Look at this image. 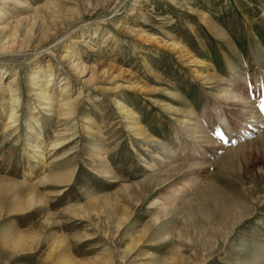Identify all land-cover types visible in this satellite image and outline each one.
<instances>
[{"label":"rangeland","instance_id":"1","mask_svg":"<svg viewBox=\"0 0 264 264\" xmlns=\"http://www.w3.org/2000/svg\"><path fill=\"white\" fill-rule=\"evenodd\" d=\"M27 1L38 7L36 15L42 16L39 7L45 0ZM56 1L60 7L62 4L63 8H68L69 5V9L79 11V16L69 23L67 29L79 25L82 30L77 35L87 32L84 35L86 40H89V32L99 35L93 38L98 40L96 45L92 44L94 49L88 47V42L86 45L77 44L80 46L77 49L80 62L87 66L110 64L116 68L114 74L119 69L127 71L124 76L101 86L134 85L142 81L156 91L144 93L122 89L112 93L90 88V98L94 102L85 101L79 106L74 115L75 130L68 134L72 140L59 149L52 146V141L64 125L56 126L41 111L38 121H32L34 129L41 133L36 143L45 142L41 143L45 152L41 162L34 157L38 153L26 140V124L21 122L19 134L14 133L9 140L4 138L5 117L0 119V177L31 184L46 173L52 176L67 167L68 170L75 167L70 182L59 183L49 179L37 184V191L43 199L34 200L26 209L21 207V202L9 197L17 187L0 189V264H52L57 258V264H264V176L259 169L264 163V148L260 151L259 147L250 161L240 159L241 154L238 153L236 160L232 159V166L216 164L209 168L216 172L218 183L223 188L221 194H230L232 199L242 200L248 205L249 215L240 223L235 219L232 221L227 208L220 207L219 200L215 199L220 193L212 194L201 205L196 200L179 204L178 210L187 207L190 220L172 212L158 222L153 220L159 211L150 206L151 201L174 184L182 183L188 177L186 173L153 191L138 193L136 198L121 191L123 184L134 186L148 175L147 161L159 163L158 154L168 156L162 144L171 146L173 150L179 146L176 135H181L182 128L185 129L180 119L190 107L196 110L195 118L207 122V131L210 130L213 140H224L221 129L212 128L210 124L215 121V108L220 102L216 96L223 86L232 84L237 90L247 92L258 103L255 102L256 109L263 117L264 11L260 0H123L114 13L108 9L110 0L90 9L88 6L94 0ZM134 3L139 5L143 16L129 14ZM12 12L19 16L23 11L12 8ZM58 12L45 14L35 23H47V16L58 19ZM201 16L207 17L222 33L214 34ZM119 19L127 22L126 29L129 30L115 26ZM133 30L143 35L132 34ZM72 39L69 35L61 45L67 47L65 45H69ZM24 40L18 39L17 44ZM172 42H180L197 59L212 62L216 72L222 76V84H207L194 77L190 66L183 64L173 51L163 46V43ZM61 45L54 49L55 53H64ZM20 61L4 60L7 67L12 66L13 69L7 79L20 68L28 73L33 70L28 60ZM232 67L236 69V76L230 73ZM204 71L207 73L206 69ZM257 82H260V89L255 86ZM217 84L221 85L219 89ZM115 98L138 116L141 128L154 136L152 141L146 142L127 130V119L113 100ZM166 105H174L177 109H169ZM25 110L22 119L27 117ZM87 114H92L95 121L94 126L87 123L88 126L99 132L102 138L89 137L83 131L81 122ZM192 131L190 136L195 134V129ZM161 140L163 143H159ZM181 141L193 146L189 136L181 135ZM91 145L103 148L101 152L108 160L107 166L91 152ZM66 151L69 153L66 158L50 163ZM68 158H72L70 165ZM98 165L112 172V177L93 172L92 167ZM110 193L115 195L104 200L107 205L99 202L93 212L74 209L87 207L94 196ZM222 197L229 200V197ZM189 221L199 224L212 241L202 239V243H196V249L193 243L181 238L178 230ZM12 225L22 232L30 231L32 249L13 252L12 239L6 240L5 235ZM147 225L150 228L146 231ZM193 229L192 225L188 227L192 238L196 239ZM178 244L181 245L179 255L172 254L175 247L180 246Z\"/></svg>","mask_w":264,"mask_h":264},{"label":"bare ground","instance_id":"2","mask_svg":"<svg viewBox=\"0 0 264 264\" xmlns=\"http://www.w3.org/2000/svg\"><path fill=\"white\" fill-rule=\"evenodd\" d=\"M104 1L108 2L109 0H94L88 7L89 9L97 8ZM122 2L123 0H110L108 9L112 10L114 13V10L120 8L119 6ZM260 3L264 11V0H260ZM12 8H17L23 12H21L19 16H16L13 14ZM39 9L43 12L42 16L48 13L55 14L57 11H60L58 12L60 16L58 19L47 16V23L36 24L35 22H39L42 17L41 15H36L39 13H37L38 7L30 4L27 0L0 1V119L5 117L3 125L5 133L4 138L10 140L14 133L19 134L18 131H20L21 122L25 123L26 127L24 130L27 137L26 140L28 145L34 147V150L38 153L34 156L39 159L38 161H40V158H45V156H43L45 152L41 145L42 142H45L42 140L39 143H36L37 139H40L39 137L41 133L34 129L32 121H38L41 111H43L46 117L51 119L56 126L64 125L62 130L60 129L56 133V138L52 141V146L55 148L58 147L59 149L69 144L72 140V137L68 136V134H70L69 132L71 130H75L76 122L74 120V115L77 113L79 106L84 104L85 101H88L89 103L94 102L90 98V88L110 91L112 93L122 89H135L144 93L156 91V89L148 88L142 81H137L134 85L116 84L111 87L101 86L104 83L112 82L117 77L124 76L127 71L119 69L117 74H114L116 68L110 64L98 63L95 66H87L80 62V57L77 54L79 52L77 49L80 46H77V44L81 43L86 45L88 42V47L92 48L93 43L95 45L98 43V40L94 41L93 39L99 37L98 33L94 34L89 32L87 34L89 40H86L84 39V35L87 32L83 31V34L77 35V33L82 30L78 27L79 25H76L77 27L75 28L67 29L69 23L79 16V11L75 8V10L69 9V5L68 8H63L62 4L60 7L56 0H45ZM129 14H136L139 16L144 15H142V11H140V7L137 3H134V5L131 6ZM147 16L148 15H146V17ZM202 20L205 25L214 32V34L219 35L222 33V30L220 31V29H218L213 22L209 21L207 17H202ZM46 25H48L49 28L45 29ZM115 26L126 29V26L128 25L125 20L120 21L119 19V21L115 23ZM138 29L140 30L141 28ZM126 30L129 29L127 28ZM131 32L140 37L143 35L138 31L133 30ZM69 35L73 37V39L69 40V45H65L67 47L62 46V41L67 40ZM20 38L25 40L22 44H17V40ZM59 45H61L60 49L63 50L64 53H55L54 49ZM163 46L173 51L183 64L185 63L189 65L193 71L194 77H199L207 84L217 82L222 84V76L220 77V75L214 71V64L208 60L197 59L180 42H172L170 44L163 43ZM7 59L12 61L16 59L22 60L20 62H24V59L28 60V63L32 65L31 68L33 70L28 73L23 72L20 68L15 71L16 73L14 75L7 79L6 77L13 71L12 66L7 67V63L4 62V60ZM101 60L103 61V59ZM56 65L58 66L57 68H55ZM204 69L207 70V73ZM230 73L232 76H236V69L232 67ZM220 84H217V88L221 87ZM255 86L257 89H260V82H257ZM219 90L220 92L217 93L218 95L216 98L220 102H218V105L215 108V121L210 124L212 128L219 127L221 129L222 136L224 137L223 141H221V138V140L218 141L213 140L210 135L211 132H209L210 130L207 131L209 129H207V122L198 119V117L195 118V116H197L196 110L190 107L189 110L185 111L186 114L184 115V118L180 119L181 123H183V127H185V129L182 128L183 131L181 135L182 137L189 136L193 146L190 147L186 142L183 143L180 134L176 135L179 146L173 150L171 146L162 144L163 150L168 156L164 157L158 154L157 157L159 163L155 161H147L146 167L148 169V175H146L144 179L136 182L134 186L122 183L121 191L130 197L136 198L139 197L138 193L145 194L150 190L153 191L169 183L174 177L180 174H188V177L184 181L182 180V183L172 184L173 186H171L169 190L167 189L166 193L160 194L158 198L151 201L150 206L156 208L157 212L159 211V214L153 216V220L156 222H158L161 217H166L169 212L189 218L187 216L189 215V212L186 211L187 207L178 210L179 204L182 205L196 200V203L201 205L202 203H205L212 194L216 193L220 194L215 199L219 200L220 207L227 208V213H230L232 221L235 219L236 223H240L249 215L247 211L248 205L244 201L236 198L232 199L230 197L232 195L227 193L221 194L223 188L218 183L216 172L215 170L210 171L209 168L216 164L232 166L234 164L232 159L236 160V155L238 153L241 154L240 159L246 158V161H250L251 158H254L255 156L253 153L258 152L257 150L259 147L260 151H263L264 144H262V140H264V115L261 117L258 114V108L256 109L257 102L255 101V103L253 98L250 97L247 92L237 90L232 84L223 86ZM113 100L118 105L120 111L125 114V118L127 119V130L132 131L133 134H137L138 137H142L146 142L152 141L154 136L146 131V129L141 128L137 118L138 116H136L134 112H131L118 98ZM257 100L259 99L257 98ZM167 107L172 110L177 109L174 105H168ZM26 108L27 110H25ZM24 110L27 111V117L22 119V113ZM227 113H229V115H227ZM94 122L92 114L85 115L81 122L82 129L89 137L94 136L102 138V135H100L99 132L94 131L87 124H93ZM92 126H94V124ZM193 129H195V134L190 136ZM160 142L163 143L162 140L159 141V143ZM146 149L149 151L148 147ZM101 150H103V148L98 145H93L91 148V152L96 154L101 161L105 162V166H107L108 160L103 157ZM68 155L69 153L66 151L59 156H56V158L52 159L50 163L66 158ZM67 160L69 165L72 164V158H68ZM262 166L263 167L260 166L259 169L261 175L264 176V163ZM67 168L63 169V172L52 176H48L46 173V175L39 178L38 181L31 184L1 176L0 189L4 187H17V190H13L9 197H11L10 199H13V201L16 200L19 203L21 202V207L26 209L30 207L34 200L41 201V198L43 199L42 195L37 191V184H43L49 179L53 180V182L56 181L59 183L70 182L73 178L72 176L75 167L72 168V170H68ZM92 168L95 173L97 172L102 175L107 174L110 177L113 175L112 172L106 168L99 167V165ZM26 191L27 193L23 194ZM114 195L115 193L94 196L87 207L81 208L82 206H80L79 208L74 207V209L77 212L91 210L93 212L99 202L105 206L107 204L104 200L107 198H113ZM222 195L225 198L229 197V200L223 199ZM190 225L194 227L193 230L196 239L192 238L188 230ZM193 225H196V223H193L192 221L187 222L186 226L182 225V228H179L178 230V235H181V238L186 239L187 242H191L195 246L196 243H202L200 241L202 239H206L208 242L212 241L207 237L206 233L199 228V224L196 226ZM149 228L150 225H147L145 230L147 231ZM6 232V240L11 238V242L14 244L11 246L13 252L28 251L32 249V239L30 238L32 234L30 231L22 232L16 226L12 225L6 230ZM31 232L33 233V231ZM165 235L168 236L167 233ZM180 247L181 245L176 246V251L172 254L179 255V251L181 250ZM262 251V259L264 263V247L262 248ZM123 256L124 255L121 257ZM60 257L64 258L67 256ZM58 259L59 258H57V260ZM57 260L53 261L52 264H57Z\"/></svg>","mask_w":264,"mask_h":264},{"label":"crops","instance_id":"3","mask_svg":"<svg viewBox=\"0 0 264 264\" xmlns=\"http://www.w3.org/2000/svg\"><path fill=\"white\" fill-rule=\"evenodd\" d=\"M210 62V61H209ZM212 63V62H211ZM213 64V63H212ZM215 66V65H214ZM214 71H216V67H215V69H214Z\"/></svg>","mask_w":264,"mask_h":264}]
</instances>
